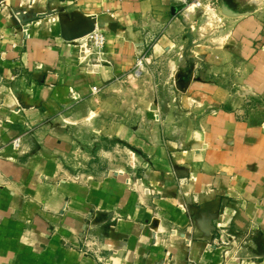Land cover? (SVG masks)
I'll list each match as a JSON object with an SVG mask.
<instances>
[{"label": "crops", "instance_id": "obj_1", "mask_svg": "<svg viewBox=\"0 0 264 264\" xmlns=\"http://www.w3.org/2000/svg\"><path fill=\"white\" fill-rule=\"evenodd\" d=\"M229 7L216 60L187 57L189 4L0 1V264H264V118L240 115L238 96L221 84L242 75L244 59V81L264 94L255 43L264 25ZM91 22L105 34L100 59L83 55L74 37ZM142 54L155 87L188 86L171 94L177 103L128 126L127 98L142 92L130 84L143 81L131 69ZM118 97L121 105L106 109ZM101 106L107 116L121 110L106 134L134 150L135 171L126 160L100 173L65 164L64 119L98 116ZM253 226L261 237L250 258L226 250V231L236 238Z\"/></svg>", "mask_w": 264, "mask_h": 264}, {"label": "rangeland", "instance_id": "obj_2", "mask_svg": "<svg viewBox=\"0 0 264 264\" xmlns=\"http://www.w3.org/2000/svg\"><path fill=\"white\" fill-rule=\"evenodd\" d=\"M200 4L191 5L193 7L195 17L191 19L189 23V29L183 38V42L189 44V48L195 49L189 51L187 57L192 55L203 54V52L210 54L212 59H220L221 54L217 52L218 47L223 46L225 42V34L228 31V23L225 18L226 13H230V5L238 13H251L257 15V20L264 25V0H199ZM229 8H228V7ZM226 12V13H225ZM227 29V31H226ZM105 35V34H104ZM89 37L83 38L87 40ZM228 38H226L227 40ZM256 50H264V40L262 37L256 39ZM198 48V50H197ZM93 57L94 54L87 55ZM247 63L244 59L242 61V72L238 78L231 81L221 83L229 86L232 91L238 96L240 103L235 108L239 110L242 108L244 113L239 112L242 116L251 117L253 120L264 118V94L256 93L251 87L244 81L245 71L248 69ZM136 79H142L140 85L137 81L131 82L130 87L142 91L140 94H130L128 100L129 106V120L126 121L127 125H135L138 122H146L152 119V114L147 113V110L154 111L156 107L163 106L168 109L170 101L177 103V99H173L171 94L173 91L184 92L187 89L188 84L186 82H178L172 85L169 83H161L160 86L155 87V83L150 80V71L146 69ZM175 86V87H174ZM172 90V93L169 92ZM179 102V101H178ZM105 103V102H104ZM100 105L101 103L98 102ZM106 105V103H105ZM109 108L117 107L121 105L120 97L116 99H109ZM102 112L98 116H92L80 114L77 117L70 114L64 119L68 126V136L72 140V146L70 151L64 155V161L67 167L75 171L91 170L94 173H100V170L109 169L113 167L129 166L130 169L135 171L140 167V162L136 161V154L134 150L125 149L126 152H122L121 145H117L119 137L114 133L111 135L106 134L107 129L114 126L116 129L120 126L122 118L121 110H114L113 113L106 115V110L101 106ZM168 111V110H167ZM151 115V116H150ZM91 116L95 124L89 122ZM76 120V121H75ZM62 121V120H61ZM94 128V129H93ZM127 155V157H126ZM136 156V157H135ZM126 160V164H125ZM227 239L223 242L226 250L231 252L232 255H241L239 250L246 251L242 254V257H251L249 255L248 248H254L256 246V240L261 237L259 227H248L240 236L234 237V233L226 231ZM224 233V234H225Z\"/></svg>", "mask_w": 264, "mask_h": 264}, {"label": "built area", "instance_id": "obj_3", "mask_svg": "<svg viewBox=\"0 0 264 264\" xmlns=\"http://www.w3.org/2000/svg\"><path fill=\"white\" fill-rule=\"evenodd\" d=\"M1 1V0H0ZM182 5H196L200 4L199 0H174ZM14 18L17 23H21V15L18 10L13 12ZM89 37L87 40L83 41V38ZM105 44V35L102 31H100L97 27H93V29L86 34L84 37L81 38L79 43L80 52L83 55L94 54V56L98 59L102 58V50ZM41 66L40 64L38 67ZM146 66V56L144 54L136 57L133 67L131 69V73L135 77H139L143 71L145 70ZM93 91H97L98 88L96 86L92 87ZM13 144L15 147L20 146L21 143V136H17L13 139Z\"/></svg>", "mask_w": 264, "mask_h": 264}, {"label": "water", "instance_id": "obj_4", "mask_svg": "<svg viewBox=\"0 0 264 264\" xmlns=\"http://www.w3.org/2000/svg\"><path fill=\"white\" fill-rule=\"evenodd\" d=\"M21 22H22V19H21ZM93 27H94V24L91 22L87 28L83 29L80 33L74 35V37L80 38V37L85 36L93 29Z\"/></svg>", "mask_w": 264, "mask_h": 264}]
</instances>
